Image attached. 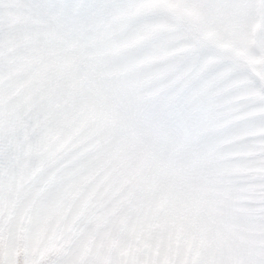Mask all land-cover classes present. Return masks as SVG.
Returning a JSON list of instances; mask_svg holds the SVG:
<instances>
[{
	"label": "snow or ice",
	"instance_id": "obj_1",
	"mask_svg": "<svg viewBox=\"0 0 264 264\" xmlns=\"http://www.w3.org/2000/svg\"><path fill=\"white\" fill-rule=\"evenodd\" d=\"M0 264H264V0H0Z\"/></svg>",
	"mask_w": 264,
	"mask_h": 264
}]
</instances>
